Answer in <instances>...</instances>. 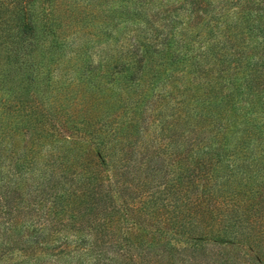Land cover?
Returning a JSON list of instances; mask_svg holds the SVG:
<instances>
[{"label":"trees","instance_id":"obj_1","mask_svg":"<svg viewBox=\"0 0 264 264\" xmlns=\"http://www.w3.org/2000/svg\"><path fill=\"white\" fill-rule=\"evenodd\" d=\"M127 1L0 0V92L12 109L29 115L34 130L66 136L67 145H75L79 137L92 141V131L78 127L73 118L80 89L66 91L73 87V79L64 86L54 73L63 63L70 71L77 60L86 63L87 47L107 39V26L134 14ZM190 1L199 7L198 0ZM255 2L243 11L245 18L252 14L250 27L242 26L253 34L251 48L258 54L254 64L252 54L244 55L242 49L246 39L233 38L229 23L223 26L220 43L211 36L199 56H192L193 63L185 62L192 78L206 81L194 88L192 93L201 94L190 99L192 105L184 111V119L191 116L193 122L187 126L185 122V131L174 129L168 138L171 144L166 142L174 146L170 152L174 170L166 186L145 200L140 183L117 176L123 174L124 163H110L106 153L100 159L90 158L98 174L100 168L112 169L106 178L109 190L102 188L101 178L95 179L99 197L95 204L98 210H107V233L118 231L115 224L120 221L125 225L122 264H207L213 258L220 264H264V0ZM179 56L182 53H171L170 71L182 62ZM249 64V73L239 72L244 79L236 78L244 83L242 92L236 79L226 77L225 69L232 67L236 73ZM210 71L216 76L214 83L230 82L212 83ZM93 77L95 82L106 80L86 67L82 78ZM126 130L130 136L132 125ZM75 194L73 202L80 205L85 190L76 189ZM113 209L127 218L119 220ZM131 238L142 241L139 248L131 249L137 243ZM209 242L218 249L208 250L203 259ZM61 250L65 249H55L64 253Z\"/></svg>","mask_w":264,"mask_h":264},{"label":"rangeland","instance_id":"obj_2","mask_svg":"<svg viewBox=\"0 0 264 264\" xmlns=\"http://www.w3.org/2000/svg\"><path fill=\"white\" fill-rule=\"evenodd\" d=\"M190 2L128 0L134 14L107 26V39L87 47L86 63L77 60L71 71L63 63L55 71L61 85L73 79V87L66 91L80 89L73 118L78 127L92 131V141L79 137L75 145H67L66 136L34 130L29 115L12 109L0 92V264H122L125 225L120 221L115 224L118 231L107 233V210H98L95 204L99 199L95 179L101 178L100 185L109 190L106 178L112 169L100 168L98 174L90 158L100 159L106 153L110 163H124L123 174L117 176L130 184L140 183L141 197L149 200L153 191L169 183L174 146L166 142L171 144L168 138L174 129L185 131V122L186 126L193 122L194 117L184 119V111L191 107L190 99L201 94L192 93L194 88L206 81L192 78L185 62L193 63L192 56H199L211 36L220 43L228 23L233 38L246 39L242 49L244 55L252 54V64L258 55L251 48L253 34L242 28L250 27L252 14L245 18L243 11L252 9L255 0H198V8ZM173 52L182 53L183 60L170 71ZM252 64L236 73L228 67L226 77L241 81L244 76L239 72L249 73ZM86 67L106 80L83 79ZM155 70L162 71L152 77ZM209 73L214 83L216 76ZM120 74L123 79H115ZM239 79L235 82L243 92ZM228 81L214 84L224 86ZM197 107L198 103L193 110ZM128 124L133 128L130 136ZM76 189L85 190L80 205L73 202ZM100 205L105 207V202ZM130 242H137L131 249L142 243L136 238ZM211 243L204 246L203 259L208 250L218 249ZM56 247H63L64 253H56ZM208 260L207 264H220L216 258Z\"/></svg>","mask_w":264,"mask_h":264}]
</instances>
